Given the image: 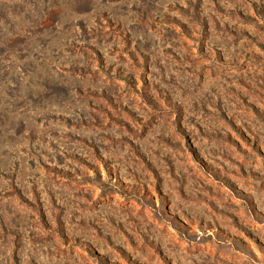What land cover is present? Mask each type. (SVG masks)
<instances>
[{
	"label": "rangeland",
	"instance_id": "rangeland-1",
	"mask_svg": "<svg viewBox=\"0 0 264 264\" xmlns=\"http://www.w3.org/2000/svg\"><path fill=\"white\" fill-rule=\"evenodd\" d=\"M0 264H264V0H0Z\"/></svg>",
	"mask_w": 264,
	"mask_h": 264
}]
</instances>
